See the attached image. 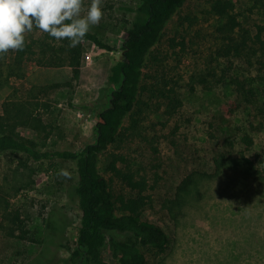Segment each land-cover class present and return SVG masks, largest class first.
Returning a JSON list of instances; mask_svg holds the SVG:
<instances>
[{
	"label": "trees",
	"instance_id": "1",
	"mask_svg": "<svg viewBox=\"0 0 264 264\" xmlns=\"http://www.w3.org/2000/svg\"><path fill=\"white\" fill-rule=\"evenodd\" d=\"M135 1V7H123L133 16L120 35L121 58L109 67L98 97L79 105L70 103L86 110L94 121L92 139L76 150H41L17 131L26 127L48 136L49 130L36 112L37 101L9 95L0 111V155L16 153L26 160L46 162L53 173L61 162L74 163L76 181L70 197L76 201L80 221L76 244L65 264H108L106 251L117 264H163L180 242V230L192 226L199 232L196 219L206 215L211 227H205L204 221L202 231L218 249L204 253L203 260L264 264V213L257 219L239 205H222L210 185L231 168L264 184V145L258 142L264 134V21L250 25L247 16L255 14L259 5L264 19V0H254L247 15L237 11L234 0H207L215 18L213 47L202 59L204 67L194 69L186 82L180 74L169 75L163 63L166 57L159 56L157 47L169 22L188 0ZM25 37L23 50L0 55V89L12 78L24 77L26 61L41 68L69 67L73 78L78 77L81 42L69 47L67 40L55 41L37 29L25 33ZM82 41L106 51L115 50L91 27ZM180 45L183 48L185 43L170 40V48ZM186 102L198 104L203 110L209 104L215 108L205 137L200 139V151L191 144L180 148L174 140L169 141L174 153L181 154L167 165L164 178L159 174L164 165L161 158L153 161L152 168L141 165L133 169L119 153L109 155L110 179L101 172V156L108 148H119V144L138 138L145 141L142 127L149 115L158 114L164 119L162 126H167ZM170 135L174 136V131ZM161 180L165 182L163 189L159 188ZM243 186L247 185L234 183L231 188L244 194ZM158 189L164 191L155 196ZM210 200H214V210L211 208L209 214L206 205ZM256 202L264 210V204ZM155 205L163 223L145 214ZM192 210L204 214H193ZM12 222L10 236L37 242L36 231H30L18 214Z\"/></svg>",
	"mask_w": 264,
	"mask_h": 264
},
{
	"label": "rangeland",
	"instance_id": "2",
	"mask_svg": "<svg viewBox=\"0 0 264 264\" xmlns=\"http://www.w3.org/2000/svg\"><path fill=\"white\" fill-rule=\"evenodd\" d=\"M234 1L237 11L247 15L254 0ZM89 2L90 0H83L84 11ZM136 5L135 0H102L103 17L99 24L91 28L115 50L106 51L89 41H81V65L77 78H73L69 67L41 68L26 61L23 65L24 77L12 78L8 85L0 89V111L9 95L14 98L29 97L32 101H37L36 112L41 114L46 131L49 130L46 136L44 131L20 127L17 129L19 134L33 140L41 150H76L92 139L94 121L86 110L72 107L70 103L79 105L98 97L109 67L121 58L120 35L133 16L132 12L125 11L123 7ZM255 11V14L247 15L250 17V25L264 21L259 5ZM241 18L240 15L239 19ZM214 21L207 0H188L172 18L162 37V43L157 47L159 56L166 57L163 63L166 64L169 75L180 74L183 82H186L194 69L204 67L202 59L213 47ZM35 35H39L38 31ZM171 39L176 43L183 41L185 45L183 48L181 45L170 48ZM183 82L179 81L181 84ZM30 96L36 97L33 99ZM214 111L215 108L210 104L207 110H203L198 104L190 105L186 102L180 113L166 122L167 126H162L164 119L158 114L149 115L142 127V132L147 135L146 140L133 139L128 144H119V148H108L101 156V172L110 179L107 170L109 155L119 153L126 157L133 169L142 166L152 168L153 161L161 158L164 165L159 174L164 178L169 167L167 165L174 163L177 154H181L174 153L169 141L174 140L180 148L185 143L191 144L193 149L200 151V139L205 137L207 123L214 118ZM171 131H174V136L170 135ZM152 141L153 146L150 143ZM258 142L261 146L264 145V134L260 135ZM153 147L158 149V154ZM47 167L46 162L36 163L16 153L0 155V264H65L69 251L76 244L80 211L76 201L70 197V189L76 181L74 163L61 162L56 173L49 171ZM146 173L152 175L151 171ZM160 183L159 188L163 189L165 182L161 180ZM234 183L247 185L243 186L244 194L233 191L231 186ZM210 185L222 205H239L247 215L261 219L259 213L263 214L264 210L257 206L256 201L264 204V184L231 168L224 172L222 179L212 181ZM160 189L155 192V196L164 191ZM213 201L210 200L209 205H206L209 214L212 213L211 208L214 210ZM199 212L200 210L197 213L192 210L193 214ZM15 214L20 216L30 231H36L37 242L10 236V231L14 229L12 218ZM145 214L150 219L162 222L157 205L147 209ZM207 216L197 217L199 232L192 226L180 230V242L163 264H214L202 259L207 251L218 249L213 239L207 240L204 230L202 231L204 221V226H209ZM262 226L264 227V223ZM105 258L108 264H117L108 251L105 252Z\"/></svg>",
	"mask_w": 264,
	"mask_h": 264
},
{
	"label": "clouds",
	"instance_id": "3",
	"mask_svg": "<svg viewBox=\"0 0 264 264\" xmlns=\"http://www.w3.org/2000/svg\"><path fill=\"white\" fill-rule=\"evenodd\" d=\"M102 0H0V55L23 50L25 33L37 29L55 41L78 45L103 17ZM83 12V14H82Z\"/></svg>",
	"mask_w": 264,
	"mask_h": 264
}]
</instances>
